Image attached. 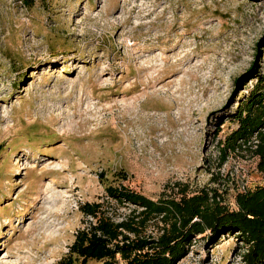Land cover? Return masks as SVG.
<instances>
[{"label": "rangeland", "instance_id": "1", "mask_svg": "<svg viewBox=\"0 0 264 264\" xmlns=\"http://www.w3.org/2000/svg\"><path fill=\"white\" fill-rule=\"evenodd\" d=\"M32 1L0 0V264H59L84 204L120 221L132 207L106 185L218 187L230 209L264 185L253 147L219 156L256 84L235 79L264 76V0ZM243 249L197 236L176 264H241Z\"/></svg>", "mask_w": 264, "mask_h": 264}, {"label": "trees", "instance_id": "2", "mask_svg": "<svg viewBox=\"0 0 264 264\" xmlns=\"http://www.w3.org/2000/svg\"><path fill=\"white\" fill-rule=\"evenodd\" d=\"M33 4L24 0L27 8ZM256 67L254 64L234 81L236 88L245 86L247 79H255L256 84L229 116L235 127L221 141L219 156L223 163L229 153L253 147L257 168L264 172V76ZM252 141L256 143L251 145ZM169 190V195L163 192L153 200L106 185L109 199L132 209L117 221L103 213L100 203L81 206L82 214L92 221L76 232L59 264H176L187 256L192 241L202 235L210 243L224 235H235L244 248L241 264H264V185L236 193L235 209L223 203L224 191L218 187L189 193L185 185L176 184ZM150 223L156 226L157 236L145 235Z\"/></svg>", "mask_w": 264, "mask_h": 264}]
</instances>
